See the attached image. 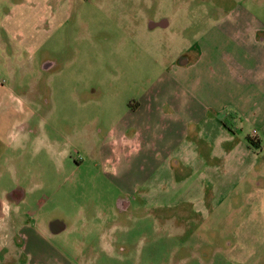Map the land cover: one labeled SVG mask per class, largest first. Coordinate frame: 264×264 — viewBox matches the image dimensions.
I'll list each match as a JSON object with an SVG mask.
<instances>
[{
	"label": "rangeland",
	"instance_id": "1",
	"mask_svg": "<svg viewBox=\"0 0 264 264\" xmlns=\"http://www.w3.org/2000/svg\"><path fill=\"white\" fill-rule=\"evenodd\" d=\"M222 44H264V0H0V196L20 189L31 227L15 264H264V150L221 183L205 140L230 122L226 95L205 108Z\"/></svg>",
	"mask_w": 264,
	"mask_h": 264
},
{
	"label": "crops",
	"instance_id": "2",
	"mask_svg": "<svg viewBox=\"0 0 264 264\" xmlns=\"http://www.w3.org/2000/svg\"><path fill=\"white\" fill-rule=\"evenodd\" d=\"M226 60H229L227 68L229 75H225L221 81L223 83L219 88H211L207 92L208 100L205 102V108L212 110L217 104V97L226 95L225 102L219 105L221 111L227 110L228 126L222 118H215L210 115L206 123V129L209 131L205 134L206 143L210 146L211 157L219 156L221 162L226 167L225 175H221V183H228V170L236 168V174L239 175V170L244 171V162L248 164V169H251L252 162L256 159L257 150H264V44H222ZM229 99V101H228ZM230 115V116H229ZM253 127L252 134H246L243 138L239 134L243 130L244 124ZM251 138L256 147H251L245 140V137ZM192 143H188L190 152L186 156L182 155V150L176 152L177 158H185L188 161L193 160L194 151L191 148ZM182 151V152H181ZM254 166V164H253ZM207 167L205 173L208 176L213 175L214 171ZM129 170V169H128ZM154 173H141V180L145 182L148 188L146 193H156V201L158 205H163L162 197L165 194H170L168 190L162 189L164 185L159 186V178L152 176ZM237 177V175H236ZM238 178V177H237ZM212 179V178H211ZM143 184L142 182H140ZM173 190H181L183 186L177 184ZM181 188V189H178ZM175 190V191H176ZM186 192V191H185ZM202 190L198 195L190 193L183 198L182 201L202 202L205 193ZM19 199L11 198L8 201L9 206L7 214L4 212V194L0 196V264H15V259L25 253L21 243L31 233V227L23 221V216L29 215L26 212H21V201L24 196L19 190ZM23 196V197H22ZM166 196V195H165ZM199 198V200H198ZM178 199H171L170 204L174 205ZM168 204V203H167ZM169 205V204H168ZM6 215V216H5ZM7 221L6 222H4ZM50 233H55L50 230ZM10 235V242L13 246V253L6 252V239ZM16 240V241H15ZM15 241V242H14ZM15 243V244H14ZM20 245V248H19Z\"/></svg>",
	"mask_w": 264,
	"mask_h": 264
},
{
	"label": "flooded vegetation",
	"instance_id": "3",
	"mask_svg": "<svg viewBox=\"0 0 264 264\" xmlns=\"http://www.w3.org/2000/svg\"><path fill=\"white\" fill-rule=\"evenodd\" d=\"M163 23V22H162ZM42 68H44L45 70H48L51 66H53L54 62L50 59H43L42 62ZM19 190L18 188H13L12 190H9V191H6L5 194H4V198H6L7 200L11 199V198H18L19 199ZM120 207V206H118ZM56 223H59L58 221H54V222H51L50 223V230L52 231H56V230H62L63 227H56L55 224ZM16 241V240H15ZM14 241V242H15ZM15 244V243H14Z\"/></svg>",
	"mask_w": 264,
	"mask_h": 264
},
{
	"label": "trees",
	"instance_id": "4",
	"mask_svg": "<svg viewBox=\"0 0 264 264\" xmlns=\"http://www.w3.org/2000/svg\"><path fill=\"white\" fill-rule=\"evenodd\" d=\"M245 140L251 147H256L254 141L248 136L245 137Z\"/></svg>",
	"mask_w": 264,
	"mask_h": 264
},
{
	"label": "water",
	"instance_id": "5",
	"mask_svg": "<svg viewBox=\"0 0 264 264\" xmlns=\"http://www.w3.org/2000/svg\"><path fill=\"white\" fill-rule=\"evenodd\" d=\"M55 226L58 227V228H59V227H60V228L63 227L60 223H56Z\"/></svg>",
	"mask_w": 264,
	"mask_h": 264
}]
</instances>
